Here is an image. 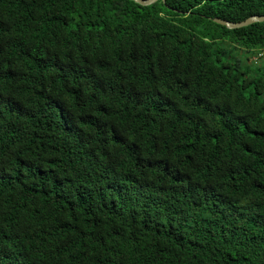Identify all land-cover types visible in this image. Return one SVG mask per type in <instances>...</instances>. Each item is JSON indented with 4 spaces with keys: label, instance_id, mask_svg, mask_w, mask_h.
<instances>
[{
    "label": "trees",
    "instance_id": "obj_1",
    "mask_svg": "<svg viewBox=\"0 0 264 264\" xmlns=\"http://www.w3.org/2000/svg\"><path fill=\"white\" fill-rule=\"evenodd\" d=\"M0 0V264H264V0Z\"/></svg>",
    "mask_w": 264,
    "mask_h": 264
},
{
    "label": "water",
    "instance_id": "obj_2",
    "mask_svg": "<svg viewBox=\"0 0 264 264\" xmlns=\"http://www.w3.org/2000/svg\"><path fill=\"white\" fill-rule=\"evenodd\" d=\"M141 6H151L157 3L159 0H131ZM163 2H166L165 0H162ZM214 23L221 25L223 27H226L229 30H236V29H242L248 26H251L256 23H264V15H255L247 18L244 21L241 22H231L227 21L221 18H214L212 19Z\"/></svg>",
    "mask_w": 264,
    "mask_h": 264
},
{
    "label": "built area",
    "instance_id": "obj_3",
    "mask_svg": "<svg viewBox=\"0 0 264 264\" xmlns=\"http://www.w3.org/2000/svg\"><path fill=\"white\" fill-rule=\"evenodd\" d=\"M263 58H264V51H261L259 54H257V56L253 58V61L255 63H260L263 60Z\"/></svg>",
    "mask_w": 264,
    "mask_h": 264
}]
</instances>
